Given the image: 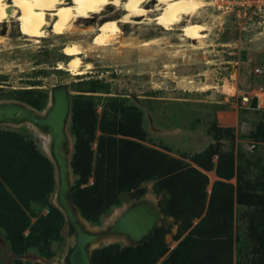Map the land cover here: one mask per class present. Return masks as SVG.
<instances>
[{
    "label": "rangeland",
    "instance_id": "1",
    "mask_svg": "<svg viewBox=\"0 0 264 264\" xmlns=\"http://www.w3.org/2000/svg\"><path fill=\"white\" fill-rule=\"evenodd\" d=\"M205 2L168 31L142 18L123 25L105 48L90 44L96 15L38 42L19 23L0 22V101L40 113L52 88L68 89L69 193L86 225L104 227L141 196L161 214L141 244L94 245L91 264H264V110L254 99L264 91V24L240 32ZM148 8L154 17L162 6ZM105 12L118 19L125 10ZM189 22L204 25L206 37L183 38ZM69 41L90 63L83 75L58 69ZM130 175L140 182L133 198L110 205ZM56 190L34 129L0 125V264H63L72 234ZM93 200L106 207L98 223L81 215Z\"/></svg>",
    "mask_w": 264,
    "mask_h": 264
},
{
    "label": "bare ground",
    "instance_id": "2",
    "mask_svg": "<svg viewBox=\"0 0 264 264\" xmlns=\"http://www.w3.org/2000/svg\"><path fill=\"white\" fill-rule=\"evenodd\" d=\"M151 3L155 4L156 7L162 6L160 12L154 17H148L153 12L148 8V5ZM205 6H207L205 0H0V22L8 25L13 22L19 23L25 39L36 40L38 42L39 39L48 38L49 35L56 34L63 36L69 34L74 31V25L77 22L92 19L96 15L100 17L102 22L98 30H91L93 37L90 44L96 48H105L121 33V26L135 23L137 19L142 18V23L156 22L160 27L168 31L171 30V26L179 24L185 17H192L204 9ZM108 7L114 8L115 12L121 9H124L125 12L118 19L109 18V15L103 14ZM181 32V36L185 39L201 41L206 37L205 33L207 29L202 24L189 22L181 28ZM260 36L264 39V30L260 33ZM150 42H143V45H147ZM62 53L67 56V60L64 64H58L59 70L79 76L90 69V63L84 62L81 57L83 48L79 43L73 41L67 42ZM52 89L49 94L48 106L43 112H35L32 108L24 105V103L15 101H0V111L3 112V106L8 104H17L23 109L22 112L17 113L15 116L5 112L2 113L1 116L4 121L2 124L15 126L29 125L34 129L43 141L44 149L55 165L58 180L57 186L60 191L59 187L62 188L64 185L65 190H67L71 182L70 171L67 165V162L69 164L71 147L70 138L65 128L69 114H67L63 121L62 132H60L56 140L53 139V132L51 130L42 126H35L30 118V115L44 117L47 110L53 106L54 92H52ZM65 92L68 94V89L65 88ZM53 146L56 148V156L53 154ZM61 163H66L63 170L56 167L57 164ZM145 200L154 204L148 197H145ZM63 201L64 203L61 201L60 196L57 195L56 190L55 204L57 208L62 214H67V211L72 213L70 221L73 224V229L85 237V244L88 245L87 250L97 242H111L115 240H122L125 243L129 242L127 236L107 234L114 222L129 208V205H125L118 210L116 217L113 220L107 221L104 227L95 228L86 225V222L75 212L67 192L63 197ZM76 240L77 236L71 237L68 251ZM63 264H68V262H64L63 260Z\"/></svg>",
    "mask_w": 264,
    "mask_h": 264
},
{
    "label": "water",
    "instance_id": "3",
    "mask_svg": "<svg viewBox=\"0 0 264 264\" xmlns=\"http://www.w3.org/2000/svg\"><path fill=\"white\" fill-rule=\"evenodd\" d=\"M65 88L67 89L66 86H59L52 89V92H54L52 100L53 106L49 110H47L44 117L41 118L39 115H30L31 121L35 126H42L43 128H47L53 132L54 140H56L60 132H62L63 121L70 111L69 97L67 92L64 93ZM3 109V112L0 111V125H3L2 123L4 122L1 116L2 113L5 112L9 115L12 114L15 116L17 115V113L22 112L23 110L17 104H8L6 106H3ZM53 154L54 156H56V148L54 146ZM64 164L66 165V163H61L59 165L57 164L56 167L63 170ZM67 165L69 168L68 162ZM62 173L64 174L63 171ZM69 187L70 185L68 186L67 190H65V187L63 185L62 188L59 187V191L57 186V195L60 196L61 201L64 203L63 197L67 192L69 199L73 204L69 193ZM73 206V209L75 210L76 207L74 204ZM158 211L159 210L155 206V204L148 202L147 200H145V197L141 196L134 202L129 204V208L125 210V213L114 222L107 234L127 236L129 238V242L126 244L129 245L141 244L152 234L153 229L157 226L159 218L161 217V214ZM75 212L78 214L76 210ZM63 215L65 216V219L69 225L72 236H77V240L75 241L71 249L69 251V247L66 249L64 262H68V264H91L90 250L94 245L99 244V242L95 243L87 250L88 245L85 244V237H83L81 233H78L75 229H73V224L70 221L72 218V213L70 211H67V214L64 213Z\"/></svg>",
    "mask_w": 264,
    "mask_h": 264
},
{
    "label": "built area",
    "instance_id": "4",
    "mask_svg": "<svg viewBox=\"0 0 264 264\" xmlns=\"http://www.w3.org/2000/svg\"><path fill=\"white\" fill-rule=\"evenodd\" d=\"M212 8L227 16L230 22L238 24L239 31L248 27L260 29L264 23V0H209ZM209 4V3H208ZM247 101L246 95H241ZM256 108L264 110V91L254 94Z\"/></svg>",
    "mask_w": 264,
    "mask_h": 264
},
{
    "label": "trees",
    "instance_id": "5",
    "mask_svg": "<svg viewBox=\"0 0 264 264\" xmlns=\"http://www.w3.org/2000/svg\"><path fill=\"white\" fill-rule=\"evenodd\" d=\"M95 85H99L101 87V83L99 82H94ZM256 103V102H255ZM129 180H122L121 183L119 184L118 186V190H117V193H119V199L117 202H113L112 204L110 205H115V206H118L120 205L121 203H125V202H129L132 198H133V192L134 190H136L138 188V185H139V181H136L135 177L133 176H128ZM130 180L133 182L131 183ZM141 193V192H139ZM92 204H95L96 206L93 205V211L89 214L87 213L86 211L81 210V215L88 221L92 222V223H98L99 222V219L100 217L105 214L104 212H106V207L103 208L101 203L99 201H96V200H93ZM108 205V207L110 206ZM195 241V239H192V241ZM193 241V243H194ZM196 242H199V241H196ZM110 249H113V247H110ZM134 249V248H132ZM110 252L111 250H104V252H102L100 255L98 256H95L93 261L94 263H96L97 261H99L100 259H105L107 258L109 255H110ZM129 255V254H128ZM108 261H110L109 259H105L104 261H102V264H107ZM153 264V263H152Z\"/></svg>",
    "mask_w": 264,
    "mask_h": 264
},
{
    "label": "crops",
    "instance_id": "6",
    "mask_svg": "<svg viewBox=\"0 0 264 264\" xmlns=\"http://www.w3.org/2000/svg\"><path fill=\"white\" fill-rule=\"evenodd\" d=\"M249 60L245 61V62H248ZM245 74V73H244Z\"/></svg>",
    "mask_w": 264,
    "mask_h": 264
}]
</instances>
